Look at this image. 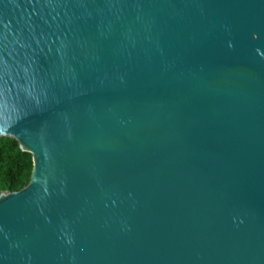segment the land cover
<instances>
[{"label": "water", "instance_id": "95a60500", "mask_svg": "<svg viewBox=\"0 0 264 264\" xmlns=\"http://www.w3.org/2000/svg\"><path fill=\"white\" fill-rule=\"evenodd\" d=\"M0 264H264V0H0Z\"/></svg>", "mask_w": 264, "mask_h": 264}, {"label": "trees", "instance_id": "16d2710c", "mask_svg": "<svg viewBox=\"0 0 264 264\" xmlns=\"http://www.w3.org/2000/svg\"><path fill=\"white\" fill-rule=\"evenodd\" d=\"M31 157L12 138L0 137V191H17L29 181Z\"/></svg>", "mask_w": 264, "mask_h": 264}]
</instances>
